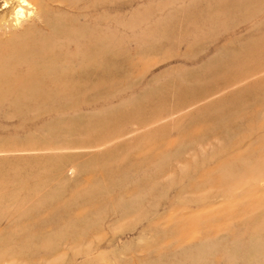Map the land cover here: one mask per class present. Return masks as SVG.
<instances>
[{
  "label": "rangeland",
  "instance_id": "374dc122",
  "mask_svg": "<svg viewBox=\"0 0 264 264\" xmlns=\"http://www.w3.org/2000/svg\"><path fill=\"white\" fill-rule=\"evenodd\" d=\"M27 1L0 264H264V0Z\"/></svg>",
  "mask_w": 264,
  "mask_h": 264
},
{
  "label": "bare ground",
  "instance_id": "6f19581e",
  "mask_svg": "<svg viewBox=\"0 0 264 264\" xmlns=\"http://www.w3.org/2000/svg\"><path fill=\"white\" fill-rule=\"evenodd\" d=\"M5 1V0H4ZM8 2V1H7ZM29 2L27 1V0H16V5H15V7L16 6H18V7H16L15 9H13L12 11V14H13V21L12 22H10L9 20V22H7L8 24L9 23H13V24H15V26H17L16 24H20L21 22H20V19L21 18H23V17H21V16H23V15H25V14H23V7H22V5L23 4H27L28 5V7L30 6L29 4H28ZM25 11V10H24ZM27 12V11H26ZM29 12V11H28ZM27 16V15H26ZM10 17H12V15L10 16ZM25 18V17H24ZM11 19V18H10ZM26 20V19H25ZM6 23V24H7Z\"/></svg>",
  "mask_w": 264,
  "mask_h": 264
}]
</instances>
